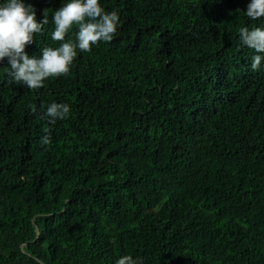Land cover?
Returning a JSON list of instances; mask_svg holds the SVG:
<instances>
[{"label": "trees", "instance_id": "16d2710c", "mask_svg": "<svg viewBox=\"0 0 264 264\" xmlns=\"http://www.w3.org/2000/svg\"><path fill=\"white\" fill-rule=\"evenodd\" d=\"M23 2L38 22L47 11L26 46L39 56L69 0ZM250 2L100 0L117 34L68 75L29 90L0 63V264H264V62L251 70L239 40L264 19ZM52 102L70 115L31 111Z\"/></svg>", "mask_w": 264, "mask_h": 264}, {"label": "clouds", "instance_id": "9594fccd", "mask_svg": "<svg viewBox=\"0 0 264 264\" xmlns=\"http://www.w3.org/2000/svg\"><path fill=\"white\" fill-rule=\"evenodd\" d=\"M43 15V20L38 22L34 8L23 0H3L0 3V63L7 60L10 65L4 68L9 83L29 90L43 88L48 79L68 75L78 51L88 53L99 42H112L119 26V14L106 12L100 0H69L52 16L51 39L58 42V46H45L40 49L39 56H29L26 46L34 42L35 35L41 33L49 22L47 11ZM244 15L250 21L264 19V0H251ZM74 28L77 29L75 39H67ZM239 40L242 46L254 50L256 54L250 67L253 71L259 70L264 62V26L241 27ZM30 107L34 115L47 119L50 124L66 119L71 112L67 103L52 102L43 115L34 105ZM49 143L51 137L46 134L41 138V144ZM116 264H142V261L125 255Z\"/></svg>", "mask_w": 264, "mask_h": 264}]
</instances>
